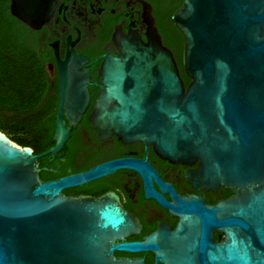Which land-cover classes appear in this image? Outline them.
I'll return each mask as SVG.
<instances>
[{"label":"water","instance_id":"95a60500","mask_svg":"<svg viewBox=\"0 0 264 264\" xmlns=\"http://www.w3.org/2000/svg\"><path fill=\"white\" fill-rule=\"evenodd\" d=\"M56 0H10L9 12L33 31L50 21ZM170 21L183 38L181 65L151 26L147 42L136 35L116 41L88 117L100 139L144 142L173 164L198 162L206 188L234 196L213 207L197 198L164 203L179 218L143 242L122 243L137 224L117 197L65 196L117 169L140 164L117 160L88 171L42 181L38 160L65 147L89 105L86 58L56 53L58 106L54 145L34 155L0 131V264H144L114 251H151L161 264H264V0H183ZM143 163V162H142ZM225 235L213 241L211 232Z\"/></svg>","mask_w":264,"mask_h":264},{"label":"flooded vegetation","instance_id":"af4514ba","mask_svg":"<svg viewBox=\"0 0 264 264\" xmlns=\"http://www.w3.org/2000/svg\"><path fill=\"white\" fill-rule=\"evenodd\" d=\"M173 1L56 0L55 11L50 21L40 30L34 31L44 59V69L50 88L57 99L58 69L52 44H56L60 60H64L66 52L70 49L75 54L85 57L86 62L83 67L89 72L87 82L89 105L76 128L70 133V139L74 137L68 148L73 172L64 176L82 173L98 165L117 160L130 161L135 165L140 164L151 173L145 179L134 168L117 169L109 175L62 192L65 196L85 195L89 197H100L113 193L122 209L138 227L136 233L121 240L122 243L143 242L160 227L174 230L179 223V218L171 215L167 208L151 197H147L146 189L150 194L158 196L164 203H173L172 197L197 198L208 207L225 202L234 196L232 189L222 186L206 188L194 182V178H200L197 161L190 166L173 164L160 158L150 144L122 143L114 135L100 139L98 131L92 128L88 120L102 87L99 71L103 59L107 55L113 57L119 55L116 41L133 34L145 43L150 27L153 26L160 36L162 45L173 53L172 49L165 44L162 34L166 23L167 8ZM173 56L175 58L174 53ZM175 61L180 73L176 58ZM67 143L65 147L68 146ZM211 234L215 242L225 240L224 234L216 231H212ZM113 255L117 259H141L144 264H161L156 262L155 254L151 251L138 253L114 251Z\"/></svg>","mask_w":264,"mask_h":264},{"label":"trees","instance_id":"16d2710c","mask_svg":"<svg viewBox=\"0 0 264 264\" xmlns=\"http://www.w3.org/2000/svg\"><path fill=\"white\" fill-rule=\"evenodd\" d=\"M9 3L10 0H0V131L37 155L54 145L58 99L50 88L36 33L11 16ZM181 4L182 0H174L168 5L162 34L187 86L189 80L181 65L183 38L170 22L173 11ZM73 139L55 158L38 160L39 168L47 170L40 173L42 181L73 172L68 149Z\"/></svg>","mask_w":264,"mask_h":264}]
</instances>
